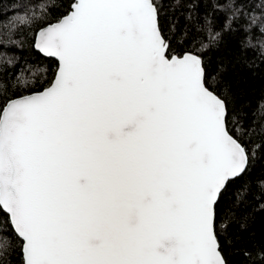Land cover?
I'll list each match as a JSON object with an SVG mask.
<instances>
[{"label": "snow or ice", "instance_id": "snow-or-ice-1", "mask_svg": "<svg viewBox=\"0 0 264 264\" xmlns=\"http://www.w3.org/2000/svg\"><path fill=\"white\" fill-rule=\"evenodd\" d=\"M15 21L58 67L0 81V264H264L231 231L252 185L230 193L264 101L249 114L211 62L237 34L264 57V0H38Z\"/></svg>", "mask_w": 264, "mask_h": 264}, {"label": "trees", "instance_id": "trees-1", "mask_svg": "<svg viewBox=\"0 0 264 264\" xmlns=\"http://www.w3.org/2000/svg\"><path fill=\"white\" fill-rule=\"evenodd\" d=\"M63 2L66 7L67 0ZM37 3L38 0H0V81L7 79L16 82L17 78H20L30 83L41 80L46 84L58 67L57 60L44 56L36 49L35 24L20 25L15 21L17 16L25 14L31 16L33 11H36ZM176 19L183 24L182 11L176 12ZM222 56L233 60L234 66L229 71V79L236 89L238 103L247 106L251 114L257 109L258 104L264 101V57L259 51L243 50L240 46V34L227 37L226 47L218 53L211 54L213 66ZM38 69L43 71L38 72ZM6 91L8 94L15 93L12 87ZM261 122H264V116L257 121V127ZM255 139L259 142L260 136L256 135ZM261 181H264V154L258 156L248 173L230 189V193L235 192L246 182L251 183L253 188L254 195H249L246 207L240 209L241 214H252L247 231L241 232L237 224H233L231 228L233 236H242L249 248L264 244V209L259 208V201L254 198L260 193ZM231 260L233 264H239L240 257L232 256Z\"/></svg>", "mask_w": 264, "mask_h": 264}, {"label": "water", "instance_id": "water-1", "mask_svg": "<svg viewBox=\"0 0 264 264\" xmlns=\"http://www.w3.org/2000/svg\"><path fill=\"white\" fill-rule=\"evenodd\" d=\"M37 49V48H36ZM38 50V49H37ZM39 51V50H38ZM39 52H41V51H39ZM44 56H46V57H48L46 54H44L43 52H41ZM48 58H51V57H48ZM52 59H55V58H52ZM55 60H57V59H55Z\"/></svg>", "mask_w": 264, "mask_h": 264}]
</instances>
